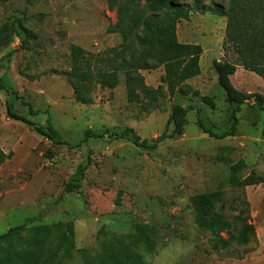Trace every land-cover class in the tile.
<instances>
[{
	"label": "rangeland",
	"instance_id": "1",
	"mask_svg": "<svg viewBox=\"0 0 264 264\" xmlns=\"http://www.w3.org/2000/svg\"><path fill=\"white\" fill-rule=\"evenodd\" d=\"M195 1L210 9L228 0H181L190 13L177 23V39L202 46V73L172 96L160 92L150 100L137 92L138 99L129 100L119 66L127 42L108 30L116 13L106 0H0V28L7 24L12 33L0 48V78L21 97L0 88V148L9 154L0 166V235L23 227L0 242V264H17L14 256L2 261L13 253L25 256V264H264V182L237 187L230 170L243 159L234 176L254 171L264 177V110L241 105L234 136L216 139L197 127V109L214 133L229 127V104L211 60L234 62L235 56L221 48L226 18L197 11ZM26 31L35 39L23 46ZM74 47L80 49V70L99 79L86 103L76 100L69 77ZM140 74L156 88L163 67ZM231 80L241 93L264 95V80L251 71L238 68ZM6 104L34 125L8 117ZM174 104L192 108L188 123L181 135L166 137L154 148L108 136L69 147L86 129L118 132L127 126L152 144L173 129L167 119ZM47 117L66 144L40 134ZM85 166L81 187L64 192ZM210 193L216 197L214 216L201 227L193 197ZM246 209L254 235L245 245L223 243L234 215ZM216 213L230 224L228 230H217ZM67 222L70 256L61 249L51 257ZM52 224L56 227L48 236L40 235L41 244L31 243L32 227Z\"/></svg>",
	"mask_w": 264,
	"mask_h": 264
},
{
	"label": "trees",
	"instance_id": "2",
	"mask_svg": "<svg viewBox=\"0 0 264 264\" xmlns=\"http://www.w3.org/2000/svg\"><path fill=\"white\" fill-rule=\"evenodd\" d=\"M107 7L110 10L115 9L116 21L108 26V30L116 32L120 35L125 45L126 59L119 63L124 73V82L129 100L138 99V93L154 100L155 94L164 92L169 96L174 95L187 88L186 81L200 73L199 59L202 54V46L198 43H183L178 41L176 34L177 23L181 19H188L190 9L181 3V0H106ZM196 3V10L199 12L210 11L211 13L226 18L224 40L221 48L223 51L231 50L235 56V61L212 60V67L217 76V82L225 93V100L229 107L227 117L229 127L216 134L211 128L207 127L204 121L199 117L200 110L197 109V117L195 123L199 130L210 137L222 139L226 136H234L235 128L238 123L237 113L240 106L249 104L248 106H256L260 110H264V95L261 93H241L237 90L230 77L235 73L237 66L245 70L251 71L264 80V0H228L226 6L213 4L210 9H205ZM22 39L25 46L28 39H35V34L26 31ZM12 33L8 29V25L4 24L0 28V48L8 44L11 40ZM80 49L74 47L72 49V63L69 77L71 80L73 94L76 100L86 103L91 98V91L95 83H99L98 77H93L89 71H81L83 68L78 55ZM163 67V75L161 76V84L156 88L150 87L144 83L140 74L141 70H151L157 67ZM97 76V75H96ZM0 88L7 93L13 94L15 98L21 99L17 92L11 87L4 85L0 78ZM188 92V91H187ZM186 92V93H187ZM197 93V92H196ZM203 102L210 103L209 97L201 96ZM252 102V103H251ZM191 107H184L180 104H174L171 107L167 124L172 123L173 129L168 135H161L150 144L146 139L136 133L132 127H125L118 132L105 129L101 133H96L90 129H86L83 138L79 143L69 146L70 148L79 146L88 138L96 139L104 136L109 138L121 139L130 138L133 144L144 148H154L156 144L166 137L171 138L183 133V128L188 123L187 114ZM6 113L8 117L22 121L28 125H34L26 116L15 112L11 105L6 104ZM29 113L34 114L31 108ZM42 136L47 137L56 144H66L59 137L58 131L51 125L50 118L47 117L45 129L38 127ZM264 135V126L262 128ZM9 157L0 148V166ZM90 162V159L89 161ZM243 159L230 165L232 171V184L237 187H245L249 185L260 184L264 182V177L251 171L241 179L234 176L238 174L244 167ZM85 167L80 171L78 177L70 179L65 184L64 192L77 191L81 187V180L84 176ZM215 194H204L193 197V203L197 209V223L204 227L206 221L211 220L212 203L215 200ZM246 203V202H245ZM247 204V203H246ZM249 216L246 210L239 211L233 217V230L229 232L230 224L222 220V216L216 213L217 230H228L227 239H222L223 243L235 241L238 245H245L249 241L250 235H254V227L248 222ZM215 222L213 224H215ZM66 229L60 236V243L57 249L51 254L56 257L58 251L63 249L64 256H70V250L73 248L71 241L72 226L70 222L65 224ZM55 225L32 227L31 243H42L40 235L44 233L48 236L55 228ZM21 226H15L0 235V242L5 241L13 231L22 229ZM29 237L27 238L28 241ZM11 253V251H8ZM6 256V255H5ZM3 257V262L14 256L17 264H25L24 257L13 253L10 256Z\"/></svg>",
	"mask_w": 264,
	"mask_h": 264
},
{
	"label": "crops",
	"instance_id": "3",
	"mask_svg": "<svg viewBox=\"0 0 264 264\" xmlns=\"http://www.w3.org/2000/svg\"><path fill=\"white\" fill-rule=\"evenodd\" d=\"M180 42H181V41H180ZM183 43H184V42H183ZM220 53H221V51H220ZM203 55H204V50H202V54H201V56H200L199 63L201 62ZM213 59L218 60L217 57H216V58H213ZM213 59H212V60H213ZM212 60H211V63H212ZM199 66H200V64H199ZM238 68H242V67L237 66V68H236V70H235V73L237 72V69H238ZM200 73H202V68H201V67H200ZM213 76L217 78L216 73H215V74L213 73ZM231 77H232V76H231ZM231 77H230V79H231ZM231 82H232V80H231Z\"/></svg>",
	"mask_w": 264,
	"mask_h": 264
}]
</instances>
